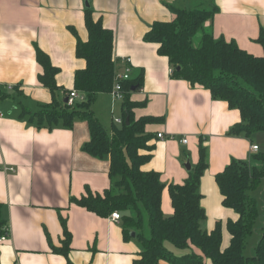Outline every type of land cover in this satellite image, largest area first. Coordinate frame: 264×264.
<instances>
[{"label": "crops", "instance_id": "0c3cea01", "mask_svg": "<svg viewBox=\"0 0 264 264\" xmlns=\"http://www.w3.org/2000/svg\"><path fill=\"white\" fill-rule=\"evenodd\" d=\"M87 1L93 18L113 30L116 67L121 66L119 57L127 56L132 76L142 74L141 87L129 96L130 101L145 102L133 108L135 118H164L145 125L153 148L151 158L141 165L144 171L158 172L165 185L163 215L173 213L168 185L184 182L191 170L185 168V162L194 167L199 145L206 146L208 166L199 184L206 214L202 226L210 231L221 220V247H226L225 221L236 220L238 214L222 205L215 175L233 159L246 161L255 153L249 149L253 143L243 133L228 134L240 121L236 108L213 98L201 85L173 78L167 57L159 55L158 45L144 41L143 35L153 22L173 19L166 3L180 8L215 6L212 20L206 22L213 36L233 39L240 48L260 56L263 48L255 39L264 28V0ZM86 8L85 0H0V111L4 113L0 116V204L9 231L0 240V264H135L138 257L139 242L133 236L124 238L121 219L113 221L109 215L99 216L70 201L87 189L101 193L110 186L108 159L82 149L90 139L88 122L77 118L71 127L60 122L38 126L29 114H23L25 110L37 112L53 99L38 80L43 69L36 60V47L59 69L56 99L64 101L65 91L74 88V72L85 61L76 56L77 39L69 28L86 40ZM93 104V115L105 128ZM111 128L112 124L109 131ZM158 132L162 138L157 137ZM183 137L186 143L181 142ZM140 152L148 153L145 149ZM60 216L66 219L70 233L66 256L53 250L61 247L65 237ZM165 246L175 255L186 253L170 243ZM157 264L169 263L160 260Z\"/></svg>", "mask_w": 264, "mask_h": 264}, {"label": "trees", "instance_id": "16d2710c", "mask_svg": "<svg viewBox=\"0 0 264 264\" xmlns=\"http://www.w3.org/2000/svg\"><path fill=\"white\" fill-rule=\"evenodd\" d=\"M166 6L174 15L173 19L153 22L143 40L158 45L157 53L167 57L171 76L203 86L213 98L221 99L229 108L239 111L240 121L230 128L228 134L243 133L250 138L254 132L264 130V28H260L255 39L262 46L263 54L256 56L240 48L233 39L213 36L211 25H206V22L212 20L215 6L180 8L170 3ZM84 24L86 40L80 39L74 28L69 29L77 39L76 56L85 61V66L74 72L73 86L84 93L85 100L68 105L56 99L58 86L55 75L59 69L51 64L44 51L36 47V60L43 69L38 80L50 90L53 99L37 112L23 111L38 126L60 122L71 127L75 119H85L90 139L83 144V151L99 159H108L110 186L101 193L87 189L86 194L79 198L71 197L70 201L99 216L119 211L124 238H131V232H135L133 237L140 245L135 264H157L160 260L169 264H264V223L255 253L244 255L245 239L258 217L255 199L248 192L264 174V152L253 153L252 157L258 163L254 168H249L245 161L233 159L215 175L222 205L238 214L236 220L225 221L229 233L226 247H221V220L215 221L210 231L202 226L206 214L201 205L199 184L208 166L206 146L199 145L198 161L184 182L168 185L173 213L164 216L161 192L165 185L158 172L141 169V165L151 158L153 148L148 144L152 135L145 131V125L164 118H135L133 108L145 104L144 101L129 100L130 94L142 85V74H139L123 83L121 123H113L110 131L103 127L93 115L91 106L97 94L109 93L112 88L116 70L114 33L100 19L93 18L90 7L84 11ZM68 91H65V97ZM126 116L128 122L125 121ZM143 149L148 153H141ZM60 222L65 237L61 247H53V250L66 256L70 233L66 219L60 216ZM6 229L0 204V238ZM165 243L189 252L175 255Z\"/></svg>", "mask_w": 264, "mask_h": 264}, {"label": "rangeland", "instance_id": "374dc122", "mask_svg": "<svg viewBox=\"0 0 264 264\" xmlns=\"http://www.w3.org/2000/svg\"><path fill=\"white\" fill-rule=\"evenodd\" d=\"M93 109L100 115L107 130H109V127L113 124V117H122L121 102L115 100L110 93L101 94L98 100L93 104ZM250 139L253 144H256L260 148L259 152H264V130L254 132L250 136ZM252 155L253 154L249 155L245 161L249 168H254L258 165ZM248 193L255 199L258 217L252 223L251 230L245 240L244 255L246 256H250L255 253V246L259 240L261 227L264 223V174ZM146 231L147 226L145 223L144 232L146 233ZM176 249L181 252L188 251V249Z\"/></svg>", "mask_w": 264, "mask_h": 264}, {"label": "built area", "instance_id": "2783aa9c", "mask_svg": "<svg viewBox=\"0 0 264 264\" xmlns=\"http://www.w3.org/2000/svg\"><path fill=\"white\" fill-rule=\"evenodd\" d=\"M118 63L121 64L120 68L116 67L115 73H114V79L113 84L110 93L117 101H122L124 99V89H123V83L127 80H129L132 77V71L133 67L130 63V59L127 56H121L118 59ZM117 66V65H116ZM171 72V69H170ZM67 99L66 103L68 105H73L75 102H80L85 100V95L83 92L77 90V89H70L65 97ZM4 113L0 111V116H3ZM121 117H113V123L120 124L121 123ZM158 138H162L163 134L161 132L157 133ZM182 143L187 142V138L183 137L181 139ZM250 151L256 152L258 151V146L256 144L250 145ZM110 219L113 221H118L121 219V214L119 211H113L109 215ZM9 234L8 229H6V233L0 238V240H4L7 238Z\"/></svg>", "mask_w": 264, "mask_h": 264}, {"label": "water", "instance_id": "95a60500", "mask_svg": "<svg viewBox=\"0 0 264 264\" xmlns=\"http://www.w3.org/2000/svg\"><path fill=\"white\" fill-rule=\"evenodd\" d=\"M85 6H86V7L89 6V3H88L87 0H85ZM134 89H135V87H132V90H134ZM66 101H67V99L65 98V99H64V102H66ZM125 121L128 122V116L125 117ZM185 168H186L187 170H190V169H191V164H190L189 161H186V162H185ZM134 235H135V232H131V236H134Z\"/></svg>", "mask_w": 264, "mask_h": 264}]
</instances>
